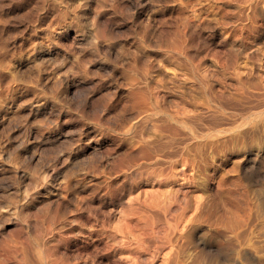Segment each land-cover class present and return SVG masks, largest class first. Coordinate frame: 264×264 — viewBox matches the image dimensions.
Masks as SVG:
<instances>
[{
	"label": "rangeland",
	"instance_id": "obj_1",
	"mask_svg": "<svg viewBox=\"0 0 264 264\" xmlns=\"http://www.w3.org/2000/svg\"><path fill=\"white\" fill-rule=\"evenodd\" d=\"M23 252L264 264V0H0V264Z\"/></svg>",
	"mask_w": 264,
	"mask_h": 264
},
{
	"label": "bare ground",
	"instance_id": "obj_2",
	"mask_svg": "<svg viewBox=\"0 0 264 264\" xmlns=\"http://www.w3.org/2000/svg\"><path fill=\"white\" fill-rule=\"evenodd\" d=\"M257 10V9H256ZM243 11V10H242ZM256 13V12H255ZM251 22V21H250ZM103 32V31H102ZM179 36V35H178ZM180 38V37H179ZM182 40H184V39H182ZM177 41V40H176ZM173 42V41H172ZM178 44V43H177ZM174 45V44H173ZM178 46H179V44H178ZM174 48V47H173ZM225 49V48H224ZM253 49V48H252ZM255 49V48H254ZM178 50V49H177ZM181 51V50H180ZM253 51V50H252ZM250 53V52H249ZM187 55V54H186ZM194 55V54H193ZM196 55V54H195ZM238 55V54H237ZM232 56V55H231ZM188 57V56H187ZM192 57V56H191ZM229 57V56H228ZM234 59V58H233ZM253 59V58H252ZM232 60V59H231ZM231 63V62H230ZM235 64V63H234ZM196 65V64H195ZM196 70H197V68H196ZM197 72V71H196ZM198 75V74H197ZM193 77V76H192ZM240 78V77H239ZM247 79V78H246ZM242 80V79H241ZM244 82V81H243ZM249 82H250V80H249ZM259 83V82H258ZM257 84V83H256ZM203 86V85H202ZM253 86V85H252ZM251 86V87H252ZM256 87V86H255ZM202 88V87H201ZM244 88V87H243ZM261 89V88H260ZM243 90V89H242ZM157 91V90H156ZM210 91V90H209ZM208 91V92H209ZM258 91V90H257ZM158 92V91H157ZM155 93V92H154ZM192 93V92H191ZM211 96V95H210ZM232 96V95H231ZM245 97V96H244ZM140 98V97H139ZM148 98V97H147ZM202 98V97H201ZM218 98V97H217ZM223 98V97H222ZM145 99V98H144ZM149 99V98H148ZM235 99V98H234ZM233 99V100H234ZM141 100V99H140ZM203 100V99H202ZM238 100V99H237ZM136 101V100H135ZM139 101V100H138ZM145 101H146V99H145ZM213 101V100H212ZM239 101V100H238ZM242 101V100H241ZM147 102L148 101H146V105H147ZM154 102V101H153ZM203 102V101H202ZM215 102V101H214ZM201 103V102H200ZM149 104V103H148ZM158 104V103H157ZM201 104H203V103H201ZM225 104V103H224ZM153 104H151V106H152ZM155 105V104H154ZM221 105H222V103H221ZM138 106H140V104L138 105ZM137 106V107H138ZM150 106V108L151 109H153V107H151ZM233 106V105H232ZM196 107V106H195ZM148 108V107H147ZM227 108V107H226ZM209 109V108H208ZM146 110V109H145ZM162 110V109H161ZM144 111V110H143ZM136 112V111H135ZM196 112V111H195ZM210 112V111H209ZM145 113V112H144ZM198 113V112H197ZM200 113V112H199ZM198 113V114H199ZM211 113H212V111H211ZM220 113V112H219ZM152 114H154V113H152ZM139 115V114H138ZM204 115V114H203ZM145 117V116H144ZM177 117V116H176ZM195 117V116H194ZM148 118V117H147ZM178 118V117H177ZM176 118V119H177ZM139 119H141L140 117H139ZM144 119V118H143ZM175 119V120H176ZM182 119V118H181ZM210 119V118H209ZM217 119V118H216ZM142 120V119H141ZM174 120V121H175ZM178 120V119H177ZM176 120V121H177ZM197 120V119H196ZM148 121V120H147ZM167 121V120H166ZM175 121V122H176ZM179 121H181V120H178L177 122H179ZM184 121V120H183ZM194 121V120H193ZM207 121V120H206ZM140 122V121H139ZM159 122V121H158ZM153 123V122H152ZM151 123V124H152ZM169 123V122H168ZM184 123H186V121L184 122ZM155 124V123H154ZM165 124V123H164ZM182 124V123H181ZM139 125V124H138ZM153 125V124H152ZM156 125H158V124H156ZM161 126V125H160ZM140 127V126H139ZM142 127H144V126H142ZM168 127V126H167ZM174 127V126H173ZM148 128V127H147ZM151 128V127H150ZM162 128V127H161ZM197 128V127H196ZM149 129V128H148ZM168 129V128H167ZM211 129V128H210ZM213 129V128H212ZM156 130V129H155ZM162 130V129H161ZM208 130V129H207ZM139 131V130H138ZM169 131V130H168ZM160 132V131H159ZM173 132V131H172ZM139 133H140V131H139ZM152 133V132H151ZM158 133V132H157ZM147 134V133H146ZM153 134V133H152ZM155 134H156V132H155ZM200 134V133H199ZM135 135V134H134ZM143 135H145V134H143ZM154 135V134H153ZM162 135V134H161ZM178 135V134H177ZM202 135V134H201ZM140 136H141V134H140ZM155 136V135H154ZM157 136V135H156ZM168 136H169V134H168ZM198 136V135H197ZM216 136V135H215ZM143 137V136H142ZM161 136L159 135V137L158 138H160ZM135 138H137V136L135 137ZM148 138V137H147ZM154 138H155V140H154ZM153 138V141L152 142H150V141H147L146 139H144V138H140V139H142L141 140V142H139V141H137V143L139 142V144H138V148L137 149H139V152H141V153H147V154H152V157L153 158H156L157 159V157L159 158V155H161V154H163V152L165 153V157L167 156V155H169V153H171V154H173V156L175 155L174 153L175 152H177V150H169V148L167 147V140H164L163 139V141L164 142H166V143H164L163 141H161V140H159L158 138H156V137H154ZM168 138H171V137H168ZM167 137H166V139H168ZM151 139V138H150ZM156 139H158V140H156ZM172 139H173V137H172ZM169 140V139H168ZM171 140V139H170ZM177 140V139H176ZM191 140V139H190ZM134 142V141H133ZM148 142H150V143H148ZM136 143V144H137ZM172 143H174L173 145H175V144H177V143H175V142H173V140H172ZM172 143L170 142V144L172 145ZM182 143V142H181ZM189 143V142H188ZM169 144V143H168ZM179 144V143H178ZM190 145V144H189ZM176 146H179V145H176ZM185 146V148H189V147H187L186 145H184ZM181 147V146H180ZM184 148V147H183ZM182 148V149H183ZM170 149H171V147H170ZM189 150V149H188ZM185 151V150H184ZM138 152V151H137ZM167 152H169L168 154H167ZM191 152H193L192 150H191ZM188 153H189V151H188ZM201 153V152H200ZM149 154V155H150ZM138 155V154H137ZM136 155V156H137ZM145 155V154H144ZM172 156V155H171ZM185 157H186V155H184ZM190 156V155H189ZM144 157V156H143ZM167 157H169V156H167ZM175 157V156H174ZM180 157H182V156H180ZM138 158H139V156H138ZM142 158V157H141ZM128 159H130V158H128ZM131 159H132V157H131ZM140 160V159H139ZM143 160V159H142ZM147 160H149V159H147ZM182 160H185V159H183L182 158ZM182 160H181V162H182ZM131 161H133V160H131ZM135 161H137V160H135ZM134 162V161H133ZM189 162V161H188ZM132 163V162H131ZM175 163V162H174ZM123 164V163H122ZM135 164H136V162H135ZM158 164V163H157ZM156 164V165H157ZM164 164V163H163ZM166 164V163H165ZM154 165V164H153ZM159 165H161V164H159ZM120 166V165H119ZM118 166V167H119ZM162 166V165H161ZM156 167V166H155ZM160 167V166H159ZM165 168V167H164ZM121 169V168H120ZM167 171V170H166ZM181 171H183V170H181ZM170 172V171H169ZM168 172V173H169ZM151 173V172H150ZM162 173V172H161ZM172 173H175V172H172ZM153 174V173H152ZM161 177V176H160ZM165 177H166V175H165ZM173 177V176H172ZM186 177V176H185ZM134 179V178H133ZM158 179H159V177H158ZM158 179H157V181H158ZM166 179H167V177H166ZM163 180H164V178H163ZM162 181V180H161ZM184 181V180H183ZM169 182V181H168ZM176 188V187H175ZM177 189V188H176ZM166 190V189H165ZM168 190V189H167ZM179 192V191H178ZM168 194V193H167ZM156 195V194H155ZM155 197V196H154ZM153 199V198H152ZM167 200H168V198H167ZM149 201V200H148ZM151 202V201H150ZM164 202V201H163ZM162 202V203H163ZM168 203V202H167ZM151 205V204H150ZM140 206V205H139ZM157 206V205H156ZM117 207V206H116ZM136 207V206H135ZM150 207V206H149ZM164 207V206H163ZM162 207V208H163ZM168 208V207H167ZM139 209V208H138ZM147 209V208H146ZM169 209V208H168ZM112 210V209H111ZM100 212V211H99ZM156 212V211H155ZM162 213V212H161ZM160 213V214H161ZM94 214V213H93ZM169 214V213H168ZM46 215V214H45ZM103 215V214H102ZM129 215V214H128ZM133 215V214H132ZM158 215H159V213H158ZM157 215V216H158ZM53 216V215H52ZM108 216V215H107ZM59 217V216H58ZM103 217V216H102ZM101 217V218H102ZM160 217V216H159ZM162 217V216H161ZM55 218V217H54ZM100 218V219H101ZM172 219V218H171ZM157 220V219H156ZM163 220V219H162ZM177 220V219H176ZM145 221V220H144ZM158 221V220H157ZM102 223V222H101ZM130 223V222H129ZM158 223V222H157ZM174 223V222H173ZM149 224V223H148ZM48 225H50V224H48ZM140 225V224H139ZM152 226V225H151ZM159 227V226H158ZM122 228V227H121ZM229 231V230H228ZM136 232H138V231H136ZM127 233V232H126ZM131 233V232H130ZM139 233V232H138ZM90 234V233H89ZM141 234H143V233H141ZM36 235V234H35ZM113 234H110V237L112 236ZM144 235V234H143ZM150 236V235H149ZM118 237V236H117ZM123 237V236H122ZM37 238V237H36ZM112 238V237H111ZM114 238V237H113ZM41 239V238H40ZM67 239V238H66ZM94 239V238H93ZM118 239V238H117ZM119 240V239H118ZM150 241V240H149ZM57 242V241H56ZM121 242V241H120ZM160 242V241H159ZM110 243V242H109ZM112 243V242H111ZM127 243V242H126ZM129 243V242H128ZM231 243V242H230ZM51 244V243H50ZM133 244V243H132ZM146 244H147V242H146ZM26 245V244H25ZM27 245H29L30 246V244H28L27 243ZM42 245V244H41ZM81 245V244H80ZM226 245V244H225ZM133 246V245H132ZM141 246V245H140ZM143 246V245H142ZM106 247H107V245H106ZM129 247V246H128ZM144 247V246H143ZM142 248V247H141ZM10 249V248H9ZM17 250H18V248H16ZM46 249V248H45ZM44 249V250H45ZM54 249V248H53ZM137 249H139V248H137ZM136 249V250H137ZM8 250V249H7ZM43 250V251H44ZM47 250V249H46ZM135 250V251H136ZM143 250V249H142ZM15 251V250H14ZM27 251V250H26ZM123 251V250H122ZM161 251V250H160ZM28 252V251H27ZM26 252V253H27ZM51 252V251H50ZM13 253V252H12ZM14 254V253H13ZM76 254V253H75ZM47 255H48V253H47ZM127 255V254H126ZM131 255V254H130ZM22 257H21V259H22V261H24V264H29V263H27L26 261V255L24 254V252H23V254L21 255ZM175 257V256H174ZM16 258V257H15ZM181 258V257H180ZM182 259V258H181ZM13 260V259H12ZM18 260V259H17ZM54 260V259H53ZM62 260V259H61ZM183 261V260H182ZM26 262V263H25ZM29 262V261H28ZM49 262V261H48ZM31 263V262H30ZM32 263H35V262H32ZM52 263H53V261H52ZM117 263V262H116ZM4 264V263H3ZM42 264H44V262L42 263ZM60 264V263H59ZM63 264V263H62ZM194 264V263H193Z\"/></svg>",
	"mask_w": 264,
	"mask_h": 264
}]
</instances>
